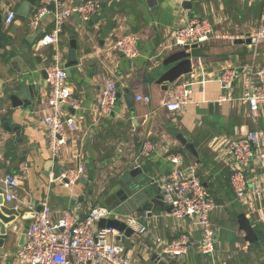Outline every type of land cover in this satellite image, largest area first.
I'll use <instances>...</instances> for the list:
<instances>
[{"label": "crops", "instance_id": "1", "mask_svg": "<svg viewBox=\"0 0 264 264\" xmlns=\"http://www.w3.org/2000/svg\"><path fill=\"white\" fill-rule=\"evenodd\" d=\"M25 1L0 0L2 17L8 10L15 12V18L10 25L2 24L0 40V176L6 173L21 174L20 164L24 162L27 164V170L20 178L15 192L17 200L7 204L0 203V207L2 205L15 209L14 205L19 200L23 202L19 210L15 209L19 215L6 226L7 229L10 227L12 232L0 247V264H12L14 254L20 247V237L25 223L22 216L28 212L26 205L37 207L47 199L55 218L62 210L72 207L71 196L76 195L81 201L79 216L83 217L95 203L110 207L122 202L120 195H117L109 200V204H104L108 197L116 194L119 183L115 184L114 181L115 185L112 184L104 191V186L101 185L102 172L109 177L124 171L118 179L122 181L123 175L137 166L141 168L143 175L153 179L151 184L154 189L158 187L159 179L167 175L171 168L166 158L167 154L173 153L181 145L176 139L177 133H181L188 142H195L197 148L194 147L199 150V162L193 155L191 156L195 163L183 154L185 164L198 165L202 150L209 160L204 170L216 186L215 190L213 188L215 192L213 200L217 199V203H221L215 205L218 213L215 211L212 216L214 218L218 215L215 225L220 229L216 249L219 246L224 248V242L229 240V235L237 238V232L240 231L238 225L236 231L234 229L232 234L227 233V236L221 227V221L226 223L227 219V215L221 213L223 206L226 205L227 211L231 214L240 210L236 206L233 207L236 200L229 190L227 181L229 166L228 161L224 160L225 150L213 149L209 144L220 137L227 140L236 138L240 131L264 129V105L260 106L254 119L248 105L240 100L248 85V73L239 69L251 63V54L248 44L235 43V39L240 38L236 31L257 24L264 10V1L185 0L190 2V7L184 8L182 6L184 1L179 3L176 0H155L152 7L148 6L145 0H100V11L87 23L77 24L72 16L64 25L59 52L63 59L61 64L66 67L69 42L71 38H75L78 62L71 67L68 81L72 95L78 100L79 105L75 109L68 108V112L75 116L76 131L74 142L68 143L63 149V160L59 163L52 161L47 146L46 130L42 123L49 88L40 73L42 69L54 63L55 48L48 45L36 50L29 41L31 37H35L36 41L40 35L49 32L52 19L51 16H45L37 29L31 30L28 27L31 14L28 16L18 14L20 6ZM80 1L82 0H62L69 5L78 4ZM37 2L39 0L30 4V9L34 10ZM194 16L207 19L214 29L227 28L225 32L216 30L226 33L228 37L207 41L197 46L194 48L196 54L194 49L189 50L192 70L172 84L190 81L191 100L181 114L173 115L163 106L173 85L168 84L167 89H163L164 84H156L155 81L149 83L147 79L162 59L177 50L166 48L171 41L172 31ZM233 29L235 32L227 34L228 30ZM128 33L136 34L139 38L138 55L132 59L109 49L112 41ZM6 51L14 55L7 58L4 56ZM263 60L264 45L259 63ZM233 67L239 71L238 79L234 81V99L219 101L221 89L218 77L224 69ZM164 69L163 67L160 70ZM153 76L157 79V72H154ZM109 79L115 81L120 96L117 97L113 111L105 116L100 114L98 97L100 88ZM33 83L37 84L32 89L34 101L27 107L13 108L10 95L16 94L23 99L28 97L26 87ZM125 89L134 96L131 106L126 100ZM138 95H149L150 101L148 103L137 101ZM5 121L9 127H19L18 138L13 131L4 128ZM146 139L154 142L157 148L149 157L142 158L138 156V147ZM74 154L78 155L88 169V175L82 176L67 189L56 179L57 177H54L53 168L57 164L59 172L62 171L64 166L61 163ZM113 158H115L113 162H108ZM104 161L107 162L105 165L96 167L95 163L101 164ZM247 178L250 182L264 184V169L250 167ZM0 197L2 199L1 195ZM244 207L245 210L240 212L249 217L252 225L257 226L262 235L253 247V259L247 264H264V199L254 202V208L262 214V222L258 221L257 211L249 212L245 204ZM123 210L124 214L131 213L130 216L134 219V222L128 223L126 215L120 218L126 220L127 225L133 229V234L129 237L121 234L120 243L123 244L125 241L123 245L135 264L160 262L168 264L166 258L160 261L157 256V259H154L153 255L159 246L152 238L155 236L160 245V242L169 241L183 232L190 235L188 251L184 257L172 260L178 264H208L206 257L199 253L201 232L193 227L188 219L159 218V214L166 210L159 204H153L151 209L153 215L158 216L157 220L145 219L146 212L138 211L134 203L128 202ZM146 222L147 226L144 225ZM13 226H16V229H13ZM140 226H146L147 236L137 232ZM142 242L148 244V249L141 246ZM245 250L247 251V242ZM234 264L246 263L237 261Z\"/></svg>", "mask_w": 264, "mask_h": 264}, {"label": "built area", "instance_id": "2", "mask_svg": "<svg viewBox=\"0 0 264 264\" xmlns=\"http://www.w3.org/2000/svg\"><path fill=\"white\" fill-rule=\"evenodd\" d=\"M176 1L181 3L185 0ZM100 9V0H82L75 5L66 4L62 0H39L28 19V27L31 30H36L45 16H51L52 19L49 32L39 37L33 46L36 50L48 45L55 48L54 63L44 68L49 93L42 113V123L46 130L47 146L52 161L56 163L63 160V149L67 144L74 142L76 120L75 116L68 112V108L75 109L79 105L78 100L72 95L67 68L61 64L63 60L59 52L61 35L65 23L72 18L73 13H78L80 22L87 23ZM14 18L15 12L8 10L2 24L8 26ZM226 37L228 36L214 29L207 19L194 16L172 31L171 41L166 48L191 49L193 45L199 46L207 41ZM246 38L250 39L248 47L252 56L251 63L239 69L248 73V85L240 100L248 105L250 114L255 119L260 106L264 105V60L262 63L255 62L257 49L264 43V10L252 30L242 36V39ZM138 41L136 34L128 33L112 41L109 49L132 59L138 55ZM238 76L239 71L235 67L226 68L220 73L219 101L234 99V81ZM191 84L190 81H179L172 86L163 106L173 115L181 114L190 102ZM117 93L115 81L106 80L100 88L98 97L100 114L108 116L113 111ZM136 100L148 103L150 96L138 95ZM214 140L216 141L210 143L209 147L225 150L224 160L228 161L229 185L233 197L245 204L249 212H256L254 202L264 199V184L250 182L247 172L250 167L264 169V129L240 131L238 137L229 140L221 137ZM156 148L154 142L146 139L140 146L138 156L147 158L156 151ZM166 158L171 168L167 175L159 179L157 186L164 207L170 206L171 210L163 211L159 218L188 219L190 224L201 232L199 253L206 257L208 264H233L217 256L216 243L220 229L211 220L215 204L196 173V165L185 164L184 155L179 152H170ZM64 160L61 163L64 169L59 172L56 179L63 187L69 189L80 180L85 166L77 154ZM26 170L27 164L24 162L19 166L21 174L6 173L0 176V195L4 204L17 200L15 192ZM71 198L72 207L62 210L55 218L47 199L40 203L39 211H35L33 206L26 205L27 210L35 211V214L24 234L26 240L14 254L12 264H135L125 246L120 243L122 233L114 228L97 226L101 219L116 217L115 210L102 203H95L83 217H80L81 201L76 195H72ZM21 204L23 202L19 200L14 205L15 209L19 210ZM145 212L147 215L145 219L157 220V215H153L151 211ZM257 214L258 221L262 222V214L258 211ZM125 219L128 223L134 222L131 216H125ZM13 229H16V226H13ZM137 232L143 236H147L148 233L145 226H140ZM153 240L159 246L156 255L160 260L180 259L188 251L190 235L183 232L169 241L160 242V245L155 236ZM141 246L148 249L146 242H142Z\"/></svg>", "mask_w": 264, "mask_h": 264}, {"label": "water", "instance_id": "3", "mask_svg": "<svg viewBox=\"0 0 264 264\" xmlns=\"http://www.w3.org/2000/svg\"><path fill=\"white\" fill-rule=\"evenodd\" d=\"M36 0H26L19 8L18 14L22 16H28L32 13V9H30V4H34ZM146 4L150 7H152L155 4V0H145ZM182 6L184 8L190 7V2L184 1L182 3ZM74 21L78 24L79 16L78 13H73ZM2 13L0 10V40L2 39L1 30H2ZM33 38V40H32ZM29 41L33 45L35 42V37L29 38ZM235 43H245L249 44L250 39H242L237 38L235 39ZM70 48L66 55V63L65 66L67 68V72L70 76V70L72 66L77 65V55H76V43L75 38H71L69 42ZM197 45H193L191 49L196 48ZM188 47H184L182 49H177L172 51L170 54H168L164 59H162L154 68L152 71V75L148 77V82L155 81L156 84H164L163 89H167L168 84L174 83L177 79H179L181 76L188 74L191 72V52L189 51ZM15 68L16 65L13 64ZM165 68L163 71H161V68ZM159 71V72H158ZM154 72H157V79H155V76H153ZM44 79L46 78V71L45 69H42L41 72ZM46 82V81H45ZM37 86L36 83H33L31 85H28L26 87L28 91V97L21 98L16 94L10 95L9 99L11 102V106L13 108H24L30 105L31 102L34 101L32 98V89ZM24 89V88H23ZM124 92L126 93V100L128 104L131 106L134 102V96L132 93L129 92L128 89H125ZM120 94H117V97H119ZM130 123V121H128ZM4 128H6L8 131H13L15 133L16 138L20 136V129L19 127H9L8 123L5 121L3 123ZM176 139L179 141L181 146H183L191 155H193L197 162H199V154L194 145L191 142H188L187 139L181 134H176ZM115 158L109 159L108 162H113ZM107 162L104 161L101 164L95 163L98 167L99 165L103 166ZM92 172V171H91ZM54 177H58L59 175V168L58 165L55 164L53 168ZM140 167H134L128 172L125 173L122 177V185L119 184V189L116 192V194L111 195L105 200L104 204H109V200L116 197L117 195H120L121 201L119 203L113 204L110 206V208L115 210V213L117 217H111L108 219H101L98 221L97 226L99 228H114L121 232L124 236L129 237L133 234V229L127 225L126 220L120 219L121 216H130L131 213H123V209H125V206H127L128 202L134 203L136 207H138V211H151L153 204H159L161 206H164L162 201V196L159 192V187H156L154 189L153 179H150L143 175L141 173ZM150 182V183H149ZM152 183V184H151ZM203 185L206 187V183H203ZM156 192V194H155ZM0 203H2V199L0 197ZM118 204V205H117ZM115 205V206H114ZM41 209L40 205L35 207V211H39ZM118 209V210H116ZM166 211H170L171 207H166ZM122 210V211H121ZM35 211H28L23 214L22 218L25 219V223L23 225V232L20 237V245L25 242V232L28 228V223L32 220L34 217ZM19 212L11 207L8 206H2L0 207V247L3 244L4 239H6L9 236V233H11L10 227L7 229V224H9L13 219H15V216H18ZM236 222L238 225V229L243 232V239L247 242V251L251 249L252 244H254L258 240V235L256 231L253 228V225L249 219L248 216L244 212H240L236 216ZM9 230V231H7ZM154 259H157V255H153ZM159 260V257H158ZM157 261V260H156ZM162 261V260H160ZM162 264V262H160Z\"/></svg>", "mask_w": 264, "mask_h": 264}, {"label": "rangeland", "instance_id": "4", "mask_svg": "<svg viewBox=\"0 0 264 264\" xmlns=\"http://www.w3.org/2000/svg\"><path fill=\"white\" fill-rule=\"evenodd\" d=\"M255 25H248L246 28H243V30H240V31H236L237 34H239V37L242 38V36L246 33H248L249 31L252 30V28L254 27ZM216 27V26H215ZM217 30L221 31V32H225V30H227V28H218L216 27ZM228 33L227 34H230V33H233L235 32V30H228L227 31ZM226 35V33H225ZM222 39H225V38H222ZM212 42V41H211ZM264 44H261L258 49H257V57H256V60L255 62L258 63L259 62V58H260V55H261V50H262V46ZM251 56H252V53L251 51L249 50ZM117 53V52H116ZM114 55H118V54H115ZM173 85V84H172ZM165 107V106H164ZM205 152V151H204ZM114 170V169H113ZM124 170V169H123ZM121 172H124V171H120L119 173H114L113 175L109 176L108 175L106 176L105 175V172H100L101 175H102V180L103 182L101 183V185L104 186V191H106L107 189L110 188V186L112 185V183H114V181L120 179L121 177ZM236 200V199H235ZM237 201V200H236ZM234 202L235 204H233V207H237L238 209L240 210H245V207H244V204L241 203V202ZM101 203V202H100ZM237 203V204H236ZM216 205V203H215ZM222 208V207H221ZM217 207H215V209L213 210V212L211 213V220L213 221L212 223H216L217 221V218H218V215L214 216V218H212L213 216V213L216 211ZM228 210V207L225 205L223 206V210L221 211V213H224L227 215V219H226V223H223L221 221V227L223 228V233H226L225 235L227 236V233H230L232 234V231L235 229H237V224H236V221H235V217H233V214H231ZM217 212V211H216ZM159 213V212H158ZM218 213V212H217ZM220 213V214H221ZM217 224V223H216ZM147 226V222L144 224ZM145 226V227H146ZM228 230V232L226 231ZM237 238H233L234 235H229L228 236V241L227 242H224V248H220L218 247L217 249V256L219 258H223V259H228L230 262H232L234 264V262L236 263L240 257V255L242 254V252L246 251L245 250V247H246V242H244L242 236V232H237ZM125 241H123L122 243L124 244ZM229 255V256H228ZM230 258H228V257Z\"/></svg>", "mask_w": 264, "mask_h": 264}, {"label": "trees", "instance_id": "5", "mask_svg": "<svg viewBox=\"0 0 264 264\" xmlns=\"http://www.w3.org/2000/svg\"><path fill=\"white\" fill-rule=\"evenodd\" d=\"M37 4H38V2H37ZM200 17V16H199ZM43 35V34H42ZM42 35H40V37L42 36ZM194 53H195V49H194ZM196 54V53H195ZM14 55V53H12V52H9V51H6L5 53H4V56H7V58H10L11 56H13ZM3 56V57H4ZM192 143H193V145L197 148V145H196V143L195 142H193L192 141ZM142 144H140L139 145V149H140V146H141ZM199 151V150H198ZM174 152H180V153H182V154H185L186 155V157H188V158H190L191 159V161L192 162H194V158L191 156V154L189 153V152H187L186 150H185V148L184 147H182L181 145L178 147V148H176L175 149V151ZM202 152V156H200V163L198 164V165H196V173H197V175H198V177H199V179H200V181L202 182V183H206V189H207V191H208V193L210 194V197H211V199L213 200V196L215 195V192H213V188H214V190H215V185L213 184V182H212V180H210V175L204 170V168L205 167H207L208 166V162H209V160H207V158H206V154H205V152L202 150L201 151ZM200 152V153H201ZM195 163V162H194ZM229 172H228V175H227V181H228V185H229ZM86 175H88V169L85 167V169H84V172H83V174H82V176H86ZM120 180H116V182H115V184L117 183H119L120 184ZM112 184H114V183H112ZM114 184V185H115ZM118 184V185H119ZM229 190L231 191V188H230V185H229ZM217 191V190H216ZM226 191V190H225ZM82 196H83V193H82ZM81 196V197H82ZM216 201V202H215ZM213 202H215L216 204H221V203H217V199H214L213 200ZM214 203V204H215ZM241 210H239V211H236L234 214V217H235V221H236V216H237V214L240 212ZM251 223H252V221H251ZM253 224V223H252ZM253 228H254V230L256 231V233H257V235H258V240L254 243V244H252V246H251V249L250 250H248V251H244V252H242V254L240 255V257H239V259H238V263H249V260H251V259H253V257H252V251H253V247H255V245L258 243V241H259V239H261V233H260V231H259V229H257V226H253ZM264 237V236H263ZM167 261H168V264H178V262L177 261H174V260H172V259H167ZM229 263H232V262H230V261H228Z\"/></svg>", "mask_w": 264, "mask_h": 264}]
</instances>
